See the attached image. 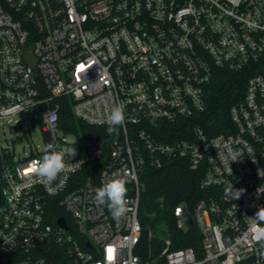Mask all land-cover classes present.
I'll return each mask as SVG.
<instances>
[{
    "label": "built area",
    "instance_id": "built-area-1",
    "mask_svg": "<svg viewBox=\"0 0 264 264\" xmlns=\"http://www.w3.org/2000/svg\"><path fill=\"white\" fill-rule=\"evenodd\" d=\"M224 67L251 71L232 127L162 131L207 110L208 84ZM63 103L102 131L65 130ZM116 105L125 120L108 135ZM26 108L45 144L21 156L6 124ZM49 143L69 154L45 185L35 169ZM176 160L201 170L203 195L141 214L143 174ZM116 177L128 189L119 220L94 201ZM226 182L245 190L239 200L224 198ZM261 217L264 0H0V264H264ZM193 234L194 246H179Z\"/></svg>",
    "mask_w": 264,
    "mask_h": 264
},
{
    "label": "trees",
    "instance_id": "trees-1",
    "mask_svg": "<svg viewBox=\"0 0 264 264\" xmlns=\"http://www.w3.org/2000/svg\"><path fill=\"white\" fill-rule=\"evenodd\" d=\"M250 74V69L244 67L217 69L207 88V110L197 114L188 125L164 123L161 126L162 131H173L178 137H182L186 135V128L196 123L209 135L225 132L228 127H232L230 108L235 102L243 99ZM60 113L61 126L67 131L77 133L80 129L86 135L98 134L102 131L77 121L67 103H63ZM201 174V170L190 169L183 160L167 163L160 168H149L142 176L144 182L140 200L141 214L149 216L152 213L169 212L173 205L183 199H188L190 205H194L203 195L199 187ZM171 231L174 232L173 227ZM195 235L179 243V246H194Z\"/></svg>",
    "mask_w": 264,
    "mask_h": 264
},
{
    "label": "clouds",
    "instance_id": "clouds-1",
    "mask_svg": "<svg viewBox=\"0 0 264 264\" xmlns=\"http://www.w3.org/2000/svg\"><path fill=\"white\" fill-rule=\"evenodd\" d=\"M154 117L156 114H153ZM125 120L124 107L116 105L112 108L108 117V135H113L118 132L120 126ZM69 154V149L64 148L58 150L52 143L46 145L44 155L38 162L35 169L36 179L45 185H51L66 169L65 157ZM71 155L74 158L76 149L71 150ZM243 188H235L231 182L225 183L224 198L239 200L244 193ZM126 181L122 177H116L103 183L95 190L94 201L98 206H106L114 220H119L124 217L129 211L127 199ZM259 213H257V216ZM264 219V217H261ZM260 240L264 242V232L259 234ZM260 259H264V250L260 252ZM259 264V260H258Z\"/></svg>",
    "mask_w": 264,
    "mask_h": 264
},
{
    "label": "rangeland",
    "instance_id": "rangeland-1",
    "mask_svg": "<svg viewBox=\"0 0 264 264\" xmlns=\"http://www.w3.org/2000/svg\"><path fill=\"white\" fill-rule=\"evenodd\" d=\"M35 113V109L26 108L10 122L6 121L7 143L16 155H26L44 147L43 131ZM163 221V217L158 219L159 224Z\"/></svg>",
    "mask_w": 264,
    "mask_h": 264
},
{
    "label": "water",
    "instance_id": "water-1",
    "mask_svg": "<svg viewBox=\"0 0 264 264\" xmlns=\"http://www.w3.org/2000/svg\"><path fill=\"white\" fill-rule=\"evenodd\" d=\"M26 56H27V60H28V62L30 64H34L35 63V60L33 59L34 57H32V55L30 53H27ZM58 223L63 225V226H67V223H66V220H65L64 217H60L58 219Z\"/></svg>",
    "mask_w": 264,
    "mask_h": 264
}]
</instances>
